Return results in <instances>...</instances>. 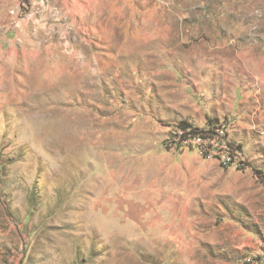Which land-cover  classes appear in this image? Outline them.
<instances>
[{
	"label": "rangeland",
	"instance_id": "1",
	"mask_svg": "<svg viewBox=\"0 0 264 264\" xmlns=\"http://www.w3.org/2000/svg\"><path fill=\"white\" fill-rule=\"evenodd\" d=\"M262 176L264 0H0V264H264Z\"/></svg>",
	"mask_w": 264,
	"mask_h": 264
},
{
	"label": "built area",
	"instance_id": "2",
	"mask_svg": "<svg viewBox=\"0 0 264 264\" xmlns=\"http://www.w3.org/2000/svg\"><path fill=\"white\" fill-rule=\"evenodd\" d=\"M228 132L227 125H218L212 133L201 136L177 125L172 129L169 141L174 149L192 147L197 149L199 155L217 159L225 167L239 166L242 160L232 151V144L228 141Z\"/></svg>",
	"mask_w": 264,
	"mask_h": 264
},
{
	"label": "trees",
	"instance_id": "3",
	"mask_svg": "<svg viewBox=\"0 0 264 264\" xmlns=\"http://www.w3.org/2000/svg\"><path fill=\"white\" fill-rule=\"evenodd\" d=\"M182 124V125H181ZM180 125L182 126V127H184V128H190L191 129V131L194 133V134H206L207 133V130L206 129H199V128H197V127H193V125H191V124H188V123H186L185 121H184V123H181ZM212 132H213V129H212ZM262 178V180H264V176H262L261 177Z\"/></svg>",
	"mask_w": 264,
	"mask_h": 264
}]
</instances>
